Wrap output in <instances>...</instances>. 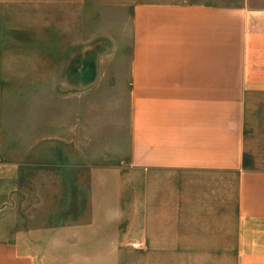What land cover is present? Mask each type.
Listing matches in <instances>:
<instances>
[{
  "label": "crops",
  "instance_id": "1",
  "mask_svg": "<svg viewBox=\"0 0 264 264\" xmlns=\"http://www.w3.org/2000/svg\"><path fill=\"white\" fill-rule=\"evenodd\" d=\"M10 3L0 0V42ZM25 3L47 14L65 5ZM116 6L133 13L122 88L130 101L127 165L143 176L136 230L101 229L114 206L92 200L84 215L56 218L62 225L1 229L0 183V264H121L125 252L136 264H264V5L120 0ZM10 140L0 138L4 175L14 171L10 148L1 151ZM231 174L238 228L225 230L224 212L211 207Z\"/></svg>",
  "mask_w": 264,
  "mask_h": 264
},
{
  "label": "rangeland",
  "instance_id": "2",
  "mask_svg": "<svg viewBox=\"0 0 264 264\" xmlns=\"http://www.w3.org/2000/svg\"><path fill=\"white\" fill-rule=\"evenodd\" d=\"M64 1V7L48 8L62 10L53 14L40 13L25 0L6 4L0 138L11 139L1 151L10 148L14 171L0 174L1 229L62 225L56 218L84 215L92 200L114 206L111 223L101 229L114 235L136 230L143 176L127 165L130 101L122 88L133 13L131 7H117L120 0ZM253 1L264 5V0ZM230 179L234 175H227L224 194L219 191V204L211 207L224 212L225 230L238 228ZM179 189L178 194L187 192L185 186ZM212 197L216 202L215 191ZM202 209L197 207L198 218ZM159 225L168 227L167 222ZM120 261L136 264V256L125 252Z\"/></svg>",
  "mask_w": 264,
  "mask_h": 264
}]
</instances>
